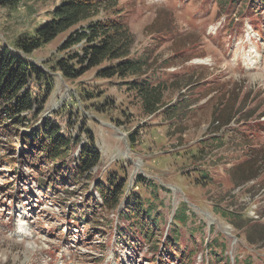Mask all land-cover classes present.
Segmentation results:
<instances>
[{"label":"rangeland","instance_id":"374dc122","mask_svg":"<svg viewBox=\"0 0 264 264\" xmlns=\"http://www.w3.org/2000/svg\"><path fill=\"white\" fill-rule=\"evenodd\" d=\"M59 2L0 9V43L17 52ZM219 2L119 0L136 52L170 64L153 116L129 83L97 78V69L77 81L53 71L69 33L28 57L54 77L46 116L72 138L92 131L101 152L93 175L126 180L162 233L158 248L167 234L177 253L124 243L111 230L115 212L85 220V181L41 191L51 167L34 170L15 133L0 135V264H264V9Z\"/></svg>","mask_w":264,"mask_h":264},{"label":"trees","instance_id":"16d2710c","mask_svg":"<svg viewBox=\"0 0 264 264\" xmlns=\"http://www.w3.org/2000/svg\"><path fill=\"white\" fill-rule=\"evenodd\" d=\"M29 1L0 0V9L15 11L22 2ZM59 1L48 20L35 29L34 35L17 43V52L0 43V135L17 134L20 151L30 159L34 170L43 173L45 168L51 167L47 181L38 182L41 191L46 190L48 182V189L56 191L58 179L74 186L85 181L86 187L93 186L86 194V205L81 206L87 209L85 220L91 214L97 218L115 212L117 224L111 230L123 238L124 243L137 244L140 240L156 252L170 247L169 253H177L175 245L166 244L168 238L158 248L156 242L159 240L154 239L162 233L156 234L159 228L145 210L141 196L135 193L126 196V180L110 174L102 183L93 175L100 167L101 152L92 131L82 127L72 138L63 134L62 126L56 120L46 116V105L54 91V77L28 57L58 36L69 33L59 49L65 57L59 59L52 70L60 73L64 80L77 81L97 69V78H116L129 83L128 92L134 93L146 116H153L163 109L164 95L170 86L158 76L170 64L164 62L163 66L148 54L136 52V40L119 0ZM219 3L231 9L244 4L242 9H256V14L264 9V0H220ZM78 45H82L80 50L71 54V49ZM69 129L72 128L68 126L67 133ZM22 130H26L25 134H18ZM76 151L79 156L72 159ZM261 157L260 162L264 155ZM240 168H244V164ZM253 176H247V181ZM191 258L188 256L187 260Z\"/></svg>","mask_w":264,"mask_h":264},{"label":"bare ground","instance_id":"6f19581e","mask_svg":"<svg viewBox=\"0 0 264 264\" xmlns=\"http://www.w3.org/2000/svg\"><path fill=\"white\" fill-rule=\"evenodd\" d=\"M14 132V131H13ZM78 154H79V152H76L74 155L76 156V158L78 157ZM73 155V156H74ZM134 249V248H133Z\"/></svg>","mask_w":264,"mask_h":264}]
</instances>
